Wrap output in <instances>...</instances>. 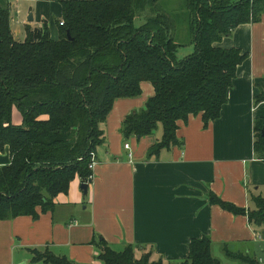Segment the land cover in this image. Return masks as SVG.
Segmentation results:
<instances>
[{"label": "trees", "instance_id": "obj_1", "mask_svg": "<svg viewBox=\"0 0 264 264\" xmlns=\"http://www.w3.org/2000/svg\"><path fill=\"white\" fill-rule=\"evenodd\" d=\"M169 15L163 0H66L57 21L59 37H50L47 24L26 26L25 38H14L9 12L0 8V152L10 161L0 167V220L36 216L37 209L53 210L54 198L67 193L78 177L90 183L89 164L103 141L99 125L115 99L135 97L148 81L154 95L144 107L129 113L122 125L124 138L151 134L158 123L163 136L148 157L171 145L178 121L200 114L203 125L220 115L221 106L246 54L215 45L241 24L256 22L264 0H185ZM185 10V11H184ZM68 34L71 39L68 38ZM193 50L177 56L181 46ZM21 115L13 122V111ZM256 155L264 159V118L254 124ZM234 214L246 215L256 227L264 225V197H253V208H239L209 195ZM102 264H162L145 251L137 257L128 244L121 250L97 242ZM224 255L239 264H262L250 250L231 249ZM32 262L78 264L48 249H32ZM169 264H222L207 236L192 239L188 254Z\"/></svg>", "mask_w": 264, "mask_h": 264}, {"label": "crops", "instance_id": "obj_2", "mask_svg": "<svg viewBox=\"0 0 264 264\" xmlns=\"http://www.w3.org/2000/svg\"><path fill=\"white\" fill-rule=\"evenodd\" d=\"M62 1L66 0H0V8L9 12L16 40H24L26 26L39 28L44 23L57 40ZM215 45L246 54L236 67L219 117L207 126L200 114L178 121L176 137L182 145L148 157L149 148L163 136L161 123L140 138H124L122 125L154 95L152 84L141 82L138 96L115 99L99 125L103 141L95 150L87 194L76 177L67 193L54 198L52 211L38 208L36 216L0 220V264H44L32 262V249H48L78 264H102L97 258L101 240L115 250L130 244L137 257L151 251L152 259L161 257L162 264H169L183 259L189 242L202 236L210 239L212 249L217 246L215 254L227 244L250 250L264 264V225L256 227L246 215L209 201L213 194L252 209V198L264 197V159L253 148L254 124L264 118V13ZM179 49V58L193 50ZM13 116L18 123L21 115L14 110ZM9 161L8 150L0 152V167Z\"/></svg>", "mask_w": 264, "mask_h": 264}, {"label": "rangeland", "instance_id": "obj_3", "mask_svg": "<svg viewBox=\"0 0 264 264\" xmlns=\"http://www.w3.org/2000/svg\"><path fill=\"white\" fill-rule=\"evenodd\" d=\"M229 2V0H227ZM185 0H163V4L165 6L166 9H168L167 12L170 11L169 15H172V16H176L177 19H181V17H183L182 20H180V22H178L179 24L176 25V28L179 29L180 32V38L178 39H182L184 37V34H185V31H187V25H186V21H185V17L182 16L181 14H176V12L174 13L173 11L171 10H174V11H180L179 8H182V6H184L185 4ZM185 11V10H184ZM188 32V31H187ZM23 40V39H22ZM180 49H184V51H188L190 49H193V46L192 45H186V46H181L179 47ZM179 49V50H180ZM15 113V112H14ZM19 113V112H18ZM20 114V113H19ZM14 117V116H13ZM21 120V118H20ZM14 122V121H13ZM20 122V121H19ZM18 122V123H19ZM217 246H215L213 249H212V252L215 256H219L220 258H222L221 260L223 261V264H226V262L229 260V261H233L235 262V264H239L238 261H235V260H231V259H225L224 258V252L221 250L219 251L218 254H215V251L217 250L216 248ZM239 248V247H236V249ZM227 258V257H226Z\"/></svg>", "mask_w": 264, "mask_h": 264}, {"label": "water", "instance_id": "obj_4", "mask_svg": "<svg viewBox=\"0 0 264 264\" xmlns=\"http://www.w3.org/2000/svg\"><path fill=\"white\" fill-rule=\"evenodd\" d=\"M31 20H32V18L29 16L28 21H31ZM68 38L71 39L69 34H68ZM263 135H264V132H263ZM80 189L83 191V194L86 195L87 190H88V183H81Z\"/></svg>", "mask_w": 264, "mask_h": 264}, {"label": "built area", "instance_id": "obj_5", "mask_svg": "<svg viewBox=\"0 0 264 264\" xmlns=\"http://www.w3.org/2000/svg\"><path fill=\"white\" fill-rule=\"evenodd\" d=\"M62 23H63V21H60V22H59V24H62ZM125 146H128V144H126ZM94 165H95V159H94V155L92 154V160H91V162H90V164H89V168H90L91 170H93ZM89 178H90V180H92V178H93V172H92L91 176H89Z\"/></svg>", "mask_w": 264, "mask_h": 264}]
</instances>
